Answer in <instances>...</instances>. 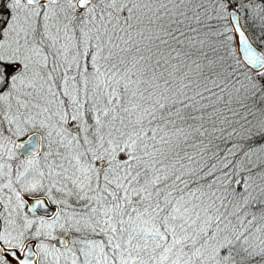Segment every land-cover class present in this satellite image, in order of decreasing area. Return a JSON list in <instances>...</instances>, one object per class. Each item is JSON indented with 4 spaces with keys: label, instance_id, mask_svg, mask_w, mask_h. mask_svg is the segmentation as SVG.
<instances>
[{
    "label": "snow or ice",
    "instance_id": "6c2138e0",
    "mask_svg": "<svg viewBox=\"0 0 264 264\" xmlns=\"http://www.w3.org/2000/svg\"><path fill=\"white\" fill-rule=\"evenodd\" d=\"M0 9V264H264V0Z\"/></svg>",
    "mask_w": 264,
    "mask_h": 264
},
{
    "label": "water",
    "instance_id": "95a60500",
    "mask_svg": "<svg viewBox=\"0 0 264 264\" xmlns=\"http://www.w3.org/2000/svg\"><path fill=\"white\" fill-rule=\"evenodd\" d=\"M258 48V47H257ZM259 49V48H258ZM55 207L54 206H50V209H54ZM25 211H27V208L25 209ZM30 215H32V213H29ZM58 236H60L61 238H66V237H64V236H62V235H58ZM67 239V238H66ZM31 243H33V244H35V242L34 241H31ZM57 247H60L61 249H63V246L62 245H60V244H57Z\"/></svg>",
    "mask_w": 264,
    "mask_h": 264
},
{
    "label": "rangeland",
    "instance_id": "374dc122",
    "mask_svg": "<svg viewBox=\"0 0 264 264\" xmlns=\"http://www.w3.org/2000/svg\"><path fill=\"white\" fill-rule=\"evenodd\" d=\"M3 10V9H2ZM260 50H264V45H261L260 44V46L258 47ZM52 206H54V205H52ZM55 207V206H54ZM0 223H2V222H0ZM57 235H62V236H64V234H62V233H57ZM67 239H71L70 237H66ZM35 242V241H34ZM42 259V258H41ZM61 263H63V261L61 262Z\"/></svg>",
    "mask_w": 264,
    "mask_h": 264
},
{
    "label": "trees",
    "instance_id": "16d2710c",
    "mask_svg": "<svg viewBox=\"0 0 264 264\" xmlns=\"http://www.w3.org/2000/svg\"><path fill=\"white\" fill-rule=\"evenodd\" d=\"M0 10H2V9H0ZM249 33L251 34V35H254V32H253V30H249ZM255 38V37H254ZM260 46V43L259 42H257L256 43V47H259ZM71 238V237H70ZM61 264H63V263H61Z\"/></svg>",
    "mask_w": 264,
    "mask_h": 264
}]
</instances>
